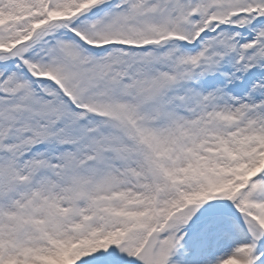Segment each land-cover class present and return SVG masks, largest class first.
<instances>
[{"label": "snow or ice", "instance_id": "6c2138e0", "mask_svg": "<svg viewBox=\"0 0 264 264\" xmlns=\"http://www.w3.org/2000/svg\"><path fill=\"white\" fill-rule=\"evenodd\" d=\"M0 264H264V0H0Z\"/></svg>", "mask_w": 264, "mask_h": 264}]
</instances>
